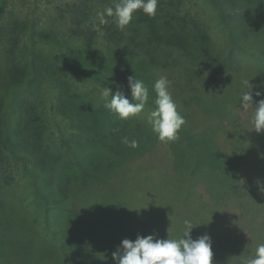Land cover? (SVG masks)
<instances>
[{
    "label": "rangeland",
    "instance_id": "rangeland-1",
    "mask_svg": "<svg viewBox=\"0 0 264 264\" xmlns=\"http://www.w3.org/2000/svg\"><path fill=\"white\" fill-rule=\"evenodd\" d=\"M76 1L8 0L7 12L0 20V96L4 94L11 69L17 64H31L38 53H49L57 59L59 56L63 62L72 64L74 62L69 53L74 54L76 59L81 56L85 46L75 45L70 37L68 8ZM220 1L183 0L182 7L203 23L212 39L213 46L192 50L194 54H200L202 50H215L207 53L210 60H214L218 55L223 58L226 55L224 52L233 53V67L228 72L234 77L235 84L222 86L213 97L215 101H211L221 103L219 97H229L228 103L220 105L225 107V118L215 126L219 124L223 128L219 136L223 139L231 136L230 141L226 139L223 144L218 143L215 130L204 132L200 138L192 130H181L183 136L194 144L187 147L180 138L174 142H160L151 131L153 141L148 143L144 139L143 144L137 147L139 153L134 155L135 148L123 144L122 140L124 137L137 140L139 132L151 128L147 122L151 112L147 106L149 103L137 115L138 118L130 117L123 120L126 122L123 124H120L121 119L116 120L117 123L114 120L115 125L107 126V131L101 130L97 121L87 115L79 120H69L64 126L55 125V128L60 127L59 135L66 134L69 137L67 140H75L77 145L53 167L54 185L62 187L63 192L57 188L56 192L43 191L52 203L59 206L46 220L42 214L44 208L34 192L32 180H35V176L27 173L20 181L17 179L12 193L0 202V264H18V260L28 264H62L64 250L76 254L73 264H114L111 254L124 238L135 240L137 234L147 236L153 233L158 238H178L186 219L193 221V239L209 234L212 249L220 247L222 250L228 243L229 235L246 241L252 240L253 229L263 233L264 193L260 190L264 185V172L260 170L263 163L255 162L254 166V158H251L252 161L248 158L258 153L264 154V132L251 130L254 110L245 112L240 107L239 98L244 91L241 84L243 79L251 80L255 89L264 92V0H233L235 4L230 2L228 5L223 0L225 6ZM103 44V37L99 38L93 49L97 51ZM30 83L32 89L39 86L37 98L48 94L43 88L50 87L52 91L58 89L60 83L64 90L68 87L66 83L55 82L49 75L35 77ZM126 83H122L123 88H126ZM17 91L18 96L23 93L22 89ZM122 91L126 95V91ZM149 94V102L154 103L155 92L151 88ZM92 98L97 104L103 99L98 90L93 92ZM260 99H264V96L254 95V102ZM91 106L96 109L94 104ZM97 108L101 109L99 106ZM189 108L190 105L186 106L180 113L185 117L186 111L190 114ZM62 118L58 116L56 120L63 122ZM75 123L78 129L73 137L70 136L72 131L69 126ZM121 125L129 128L116 131V126ZM237 129H244L243 136L250 134L252 137L248 136L241 142L242 132L239 138L238 132L235 134ZM253 136L256 148L252 155L246 154L242 159L237 156L222 158L225 157L222 152L231 155L236 148L245 152L243 147L252 142ZM181 146L183 148L179 151ZM166 149L172 151L173 158L162 155ZM177 157L180 163L190 162L194 167L196 162L205 164L204 170L207 169L212 176L205 177L201 173L199 182L194 173L191 181L179 179L177 173L173 175L172 172V167L178 163ZM235 163L238 166L239 187L230 196L227 185L217 183L230 179ZM185 170L186 166L180 167L181 177H185ZM252 173L253 176L256 173L257 177L252 178ZM75 176L81 179V185L73 182ZM198 185L202 186L200 192H197ZM205 186H208L211 195L216 192L227 195L222 199L217 198L218 202L213 206L207 202L209 197L204 191ZM216 256L213 251V264L220 260Z\"/></svg>",
    "mask_w": 264,
    "mask_h": 264
},
{
    "label": "trees",
    "instance_id": "trees-1",
    "mask_svg": "<svg viewBox=\"0 0 264 264\" xmlns=\"http://www.w3.org/2000/svg\"><path fill=\"white\" fill-rule=\"evenodd\" d=\"M224 1L227 5L230 2L234 3L233 0ZM224 1H220L223 6H225ZM116 2L118 0H78L69 4L70 37L73 38L75 45L85 46V50L81 52L78 59L74 54L69 53L73 64L69 62L70 65L67 61L63 62L59 56L57 59L49 53H38L37 60L31 61V64H17L11 69L4 94L0 96V202L12 193L17 179L20 181L27 173L34 175L35 180L32 181L34 190H36L34 191L36 199H39V204L44 208L42 214L47 220L59 205L52 203L47 198L46 192L43 191L47 189L50 192H56L55 188H57L59 192H63L62 187L54 185L53 167L61 162L66 152L77 147L74 143L75 140L69 142L67 140L69 137L66 134L61 133L59 135L60 127L55 128V125L63 124L64 126L69 120H79L83 115H87L97 121L101 130L107 131V126L115 125V121H119L120 118L104 107V99L97 104L92 98L93 92L98 90L101 93L105 86H110L115 93L116 88L113 81L122 84L128 82V77L134 74L151 89H153L154 82L161 76H166L171 81L169 90L176 102L178 111L180 112L190 105V114L186 111V123L181 130L187 132L192 130L195 132L194 135L199 138L204 132L215 130L218 133V143L221 144L226 139L231 138V136H227L226 139L220 137L219 134L223 128L219 124L217 127L215 126L217 122L223 120V117L225 118L223 115L225 114L223 111L225 107L222 108L220 105L224 102L225 104L228 103L229 97L227 96V99L225 96L219 97L222 99L221 103L211 101L213 99L215 101L213 97L219 93L222 86L235 84L234 77L228 72L233 67L231 64L233 53L231 51L224 52L226 55L223 58L218 55L213 56L215 57L214 60H210V55L207 53L209 51L213 53L215 50H202L200 54L192 52V50L201 47L211 46L212 39L203 23L183 9V0H158L157 13L154 18L149 17L142 10H138L124 31H120L116 27L113 17H107L108 23L106 25L96 27L99 24L97 12L104 11L108 7H114ZM8 6V0H0V20L7 12ZM102 37L103 46L98 47L97 51L94 50L93 45L98 44L99 38ZM43 75H49L55 82L66 83L68 87L64 90L60 83L58 89L52 91H50V87L43 88L48 94L42 98H37L36 95L40 92L39 86L32 89L30 81ZM240 81H236V83ZM206 82L210 84H206ZM100 83L101 85L97 86ZM18 89L23 90L20 96L17 95ZM122 90L126 91V96L131 99L130 89L126 86ZM91 104H94L97 110L93 109ZM153 104V102H149L147 105L151 111L155 108ZM214 105L216 106L214 107ZM97 106L101 109H98ZM229 108L232 109L231 104ZM208 110L210 112H207ZM104 112L106 114L101 115ZM58 116L63 117V122L56 120ZM134 117L138 118V116ZM54 122L58 123L54 124ZM123 123L126 122L121 119L120 124ZM69 128L72 131L70 136L73 135L74 137L78 129L76 123ZM92 128L97 127L92 126ZM128 128L126 125L116 126V131L122 132ZM51 130L57 134V137ZM181 130L179 133L180 140L187 147L193 146L194 144H191L183 136ZM243 131L237 129L235 132V134L238 132L239 138L242 132L241 142H244L248 136L252 137L250 134L243 136ZM136 136L138 146L143 144L141 142L144 139L148 143L153 141L150 127L146 131L139 132ZM254 136L252 142L246 143L245 148L243 147L245 152L236 148L242 153L237 150L236 152L234 149L235 152L232 151L231 155L222 152L225 157H221L229 159L230 156H237L242 159L246 154L252 155L256 148H254ZM196 146L199 147L200 145L194 147ZM182 148L183 146L179 148V151ZM138 151L139 149L135 148L134 155L138 154ZM162 155H168L169 159L173 158L170 149H166ZM255 157L251 156L248 160L252 161L251 158H254L252 162L254 166L256 163L262 162L263 169L260 170L264 172V154L258 153ZM177 161L176 166L172 167V172H174L173 175L177 173L181 180L191 181L193 173L198 182L202 178L199 177L201 173L205 177L212 176L207 169L204 170L205 164L196 162L194 167L190 162L180 163L178 157ZM183 166L187 167L185 177L179 175V169ZM237 167V163H235L228 181L221 180L222 182L217 183L227 185L226 190L230 196H233L239 187V178L236 174ZM251 176L256 178L257 174L255 173L253 176L252 173ZM73 182L81 185L80 182L82 181L78 176H75ZM233 184L237 186H233ZM197 188H199L197 192H200L202 186L198 185ZM191 191H193L192 188ZM204 191L208 194L210 200L208 199L207 202H211V205L218 202L217 198L222 199L227 195V193L222 195L217 194V192L211 195L208 186L204 187ZM232 204L233 202L230 208ZM253 234L254 240L252 238V240L246 241H242L238 237L232 238L229 235L226 240L228 243L223 246L222 250L220 247L213 248L217 256L221 255L220 257L216 256L220 259L217 264H243L247 258L254 255L256 246L264 243V231L260 234L258 229H253ZM255 240L256 243H253ZM61 244L63 245V243ZM62 255L64 257L62 264H73L72 261L76 260V254L71 250H64ZM28 263L18 260V264Z\"/></svg>",
    "mask_w": 264,
    "mask_h": 264
},
{
    "label": "clouds",
    "instance_id": "clouds-1",
    "mask_svg": "<svg viewBox=\"0 0 264 264\" xmlns=\"http://www.w3.org/2000/svg\"><path fill=\"white\" fill-rule=\"evenodd\" d=\"M158 0H118L114 7L97 12L99 25L108 23L107 17H113L116 27L124 31L133 20L134 13L142 10L149 17H155ZM116 91L110 86L101 90L105 100L104 107L117 114L120 119L127 120L144 111L149 103V88L142 79L131 75L127 87L131 91V99L122 91L123 85L113 81ZM244 91L240 95V107L245 111L253 109L251 124L257 133L264 132V99L254 102L256 97L264 96V92L255 89L251 80L241 81ZM171 81L161 76L154 82L155 108L148 114V124L151 131L160 142L168 143L179 140L180 130L186 123L185 117L178 111L176 102L170 92ZM248 129V128H247ZM122 143L130 148H137L138 141L124 137ZM264 193V185L261 186ZM200 225V224H199ZM193 221L186 219L184 229L178 238H158L157 234L147 236L137 234L135 240L124 238L112 252L114 264H213L212 238L209 234L193 239L191 233ZM243 264H264V243L256 246L254 255L247 258Z\"/></svg>",
    "mask_w": 264,
    "mask_h": 264
}]
</instances>
